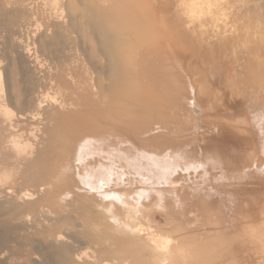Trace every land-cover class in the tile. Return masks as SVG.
<instances>
[{"label":"rangeland","instance_id":"1","mask_svg":"<svg viewBox=\"0 0 264 264\" xmlns=\"http://www.w3.org/2000/svg\"><path fill=\"white\" fill-rule=\"evenodd\" d=\"M128 1L132 3L135 0H117L116 4L109 3L111 4L109 7L139 22L132 29L134 42L131 43L129 52L123 55L121 62L133 75L131 93L140 94L138 97L135 93L133 94L135 96L132 95L133 98L136 97V104L133 102L134 99L129 101L132 105L128 102L125 105L131 110L132 118L130 114L128 116L132 119H130L132 126L136 124L135 130L140 127L139 133L143 130L141 133L144 135L142 134L141 137L161 134L160 138H162L157 142L158 144L154 142L153 146L152 143L150 144L146 155L143 151L133 150L128 153L129 156L121 153L120 160L116 163L112 162L117 166H112L110 169V172L113 171L112 179L118 183L114 187L112 184L107 187L108 180L97 181L98 175H94L97 171L94 169L93 159H84L89 162V166L85 167V162L80 160V157L77 158L81 153V146L85 143H83L84 139L75 141L70 147L63 145V148H58L59 160L54 166L56 171L61 172L60 184L67 185L63 186V191L66 190L69 194L64 191L58 196L55 195L51 205L55 203L56 206L57 203L56 208L59 209L57 210L53 205V210H56V214H60L58 211L62 212L66 205L72 204V197L80 194L77 199L73 197L77 200L75 205L79 206L87 198L95 199L96 202L101 201L102 205L98 203L100 207L107 202L105 206L108 204L109 208L101 207L100 210L105 220H111L114 217L113 213L118 214L123 208L103 198L105 196L103 184H106L107 192L111 189L118 192L127 190L132 192L133 195L131 194L129 198L131 201L138 200L135 193L139 192L140 195L145 196L143 192L147 191L146 196H150L148 203L151 204L157 201L153 192L159 190L164 193V206L168 210L178 209L181 216L177 218L176 223L164 227L161 233L166 235L171 233V236L174 232V236L178 233L180 236L190 234L189 238L186 237L195 241L194 244L197 242L199 246L206 245L207 250L204 255L198 256L199 264H264V166H262L264 165V0H197L199 8L194 10L180 7L181 0H142L151 6L152 18L155 16L154 9L157 4L167 2L166 7L169 10L164 14L165 33L162 37L149 33L148 26L141 25L142 16L139 13L126 10ZM247 11L250 13L248 18ZM74 46L76 48H72L68 56L64 55L62 47L57 45L38 54L43 61L41 68L44 69L33 70L28 61L21 57L18 61L22 69L24 68V75L21 78L15 73L17 56L9 43L4 40L0 45V69L8 74L10 81H21L23 86L30 82L35 88L46 86L45 91L52 95L48 96L58 99L60 95L49 89L47 85L46 72L48 67L53 66V62L57 63L63 58L64 61H76L79 57L89 69L97 71L108 65L95 42L86 39L81 41L78 47ZM53 51L56 52L54 56L51 54ZM173 55L175 57L171 58ZM33 56L32 51L31 58ZM156 73L163 80L155 79ZM106 81L103 82L104 85H107ZM152 85H156L167 94L163 98V108H152L153 113L157 112L163 117V123L159 124V120L156 122L157 119L152 122L150 119L147 121L149 125L146 122L144 127V123L137 120L138 116L141 118L145 114L143 109L147 101L145 102L143 98L146 89ZM139 103L142 106L146 105L142 107ZM134 104L140 107L136 108ZM149 114L143 116L149 118ZM125 116H120L119 127L127 122L129 117ZM145 128L149 131L146 132ZM138 143H135L137 148L140 147ZM156 153L160 154L159 158ZM101 157L94 159L100 165L108 166L109 163L103 161V156ZM119 161H123L122 164ZM148 164L154 168H150ZM255 167L258 168V172ZM144 172L146 173L143 174ZM81 177L84 178L79 180ZM92 181L95 187L103 188L100 189L101 196L93 198L97 192L89 190L93 186ZM162 185H165V188ZM85 187L89 191L85 190ZM81 189L83 192H80ZM60 195L63 197L61 198ZM79 199L83 201L80 202ZM118 206L119 210L114 209L119 208ZM154 206L155 204L151 207ZM109 209L113 213L109 212ZM120 214H115V217L118 218ZM140 220L141 222L143 220L142 223L139 221L143 224L144 219ZM77 224L79 227L73 230L83 232L85 227L82 222L77 221ZM58 225L57 222L38 220L23 228L13 223L8 226L7 238L0 246V253L5 254L4 259L5 256L15 255L22 260L34 259V264H44V256L49 252V255L53 253L54 255H50L51 263L48 264H61L58 263L55 250L49 248L51 242L49 235L65 232L64 228H59ZM189 228H192L191 231Z\"/></svg>","mask_w":264,"mask_h":264},{"label":"bare ground","instance_id":"2","mask_svg":"<svg viewBox=\"0 0 264 264\" xmlns=\"http://www.w3.org/2000/svg\"><path fill=\"white\" fill-rule=\"evenodd\" d=\"M116 2L117 0H0V45L5 40L13 48L12 51L18 59L16 64H13L14 67L16 66L15 73L21 78L24 75V68L22 69L21 63H18L21 57L28 61L33 70H37L43 66V61L40 60L38 54L44 53L50 48L53 49L57 45L61 46L62 53L68 56L67 54L71 49L76 48L74 45L78 47L79 43L86 41V39L89 42H95L102 58L108 63L97 71L89 69L79 57L76 61H64L63 58L57 63L53 62V66L48 67L46 72L47 85L49 89L60 95L58 99L48 96L51 94L45 91L46 86L35 88L33 85L31 86L30 82L23 86L21 81H10L8 74L0 69V246L7 238L8 226L11 224L15 223L27 228L38 220H47L57 222L58 227L65 230L63 234L49 235L51 239L49 248L55 250L58 263L61 264H199L198 256L204 255L207 250L206 245L199 246L197 242L194 244L195 241L188 239L190 234L189 237L186 235L187 238L184 235H178L180 233L174 236L175 232L172 233L174 237L171 236V233H168L170 235L161 233L164 227L176 223L180 216L178 209L168 210L164 206V193L162 191L153 192L155 194L154 199L157 201L153 200L155 203L151 204L148 203L150 196H146L147 191L143 192L145 196L140 195L139 192L135 193L138 200L132 199L131 201L129 198L131 194L133 195L132 192L128 190L118 192L113 191V189L107 192V189L105 190L106 184H103L105 195L103 198L122 206L124 209V211L123 209L119 210V206V208H114L121 213H118L120 214L118 218L115 217V214H118L109 209V212H112L115 217L111 220H105L102 217L101 201L96 202L95 199L88 200L89 198H87L81 202L83 200L80 201L79 199L81 204L75 205L77 200H74L73 197L77 199L80 194L75 193L78 196L74 195L72 204L66 205L65 209H61L62 212L59 210L58 213L60 214H56V210L54 211L52 208L53 205L56 208L58 204L56 203V206L55 203L51 205L55 195L58 196L61 192L66 191H63V186L66 183L63 182V186L60 184L61 172L56 171V166H54L55 162L59 160L58 148H63V145L70 147L75 141L84 139L83 143H85H82L81 153L79 152L80 155L78 154L77 158L80 157V160L85 162V167L89 166V162L87 163L84 159H93L94 169L97 171L94 172V175H98L97 181L108 180L109 185L107 184V187L110 184L114 187L117 182L112 179L113 171L110 172V169L112 166H117H114L112 162L116 163L120 160L121 153L129 156L128 153L133 150L143 151L146 155L150 144L152 143L151 146H153L162 138H160L161 134H157L160 136L155 134V137L153 135L141 137L143 130H140V134L138 131L140 127L135 130L136 124L132 126V121H130L132 118L131 110L126 107L125 103L131 104L129 101L134 100L140 93L137 95L132 90L133 94L137 95L133 98L135 96L131 93L133 75L126 70L121 59L124 54L129 52L131 43L134 42L131 35L132 29L139 22L137 19L109 7ZM127 3L126 10L139 13L142 16L140 23L142 26H148L149 33L159 37L163 36L165 33L164 14L169 10L166 7L167 2L157 4L153 18L150 13L151 6L146 1L135 0L132 3L129 1ZM198 5L197 0L180 1V7H189L191 10L198 9ZM145 7H147L146 10L142 11ZM132 8L134 10H131ZM248 15L250 13L246 15L247 18ZM171 22L173 23V20ZM32 51L33 58H31ZM51 54L54 56L56 52L53 51ZM46 65L44 64V66ZM154 77L163 80L157 73ZM105 81L108 82L107 85H104L103 82ZM51 93L53 92L51 91ZM165 95L167 94L164 90L157 88L156 85L146 89L143 99L145 102L147 101V105L144 104L147 107L145 106L143 111L145 114H151L148 115L149 118L144 117L145 114L141 118L138 116L137 120H141L144 127L150 119L152 122L157 119L156 122L159 120V124L163 123V117L157 112L153 113L152 108H163ZM133 102L136 104V99ZM140 106L137 104L135 107ZM129 114L131 118L128 116ZM124 115L129 118L122 127H119V118ZM139 122L138 124H140ZM138 142L140 147L137 148L135 143ZM156 155L158 158L160 157L158 156L160 154L156 153ZM101 156H103V161L106 160L109 163L108 166L105 165L104 167L95 161V157L100 158ZM157 157L155 158L157 159ZM77 161L80 163L79 160ZM152 161L150 162L152 163ZM119 162L122 164L123 161ZM258 162L260 161L258 160ZM151 165L154 166L155 164ZM262 166L264 165L262 164ZM150 168L154 167L150 166ZM256 169L258 172V168ZM149 174L151 175V173ZM83 178L81 177L79 180ZM157 179L155 182L158 181ZM93 181V186L88 188L97 192H95L94 198L101 196L100 189L102 187H95ZM147 182L149 185L148 180ZM84 186H86L85 183ZM140 186L142 187V185ZM155 187L157 188V186ZM66 192L68 195V191ZM84 193L83 195L87 194ZM62 195H60L61 198ZM61 201L63 202V200ZM69 201L71 200L69 199ZM106 203L102 207L103 209L108 207V204L105 206ZM154 204L155 206L151 207ZM109 215L112 214L109 213ZM140 219H144L143 224H141L143 220L141 222ZM77 221L82 222L85 227L83 232L73 230V228L79 227ZM191 229L189 228L190 231ZM79 230L81 231V229ZM46 254L43 260L44 264L51 263L50 255H54V253L49 255L47 252ZM4 255L2 252L0 253V264H34V259L22 260L15 255L5 256L4 259Z\"/></svg>","mask_w":264,"mask_h":264}]
</instances>
